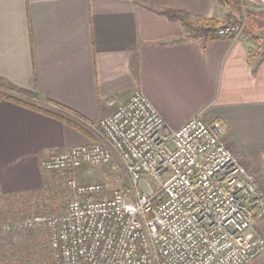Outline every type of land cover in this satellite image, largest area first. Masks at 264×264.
<instances>
[{"label": "crops", "instance_id": "obj_1", "mask_svg": "<svg viewBox=\"0 0 264 264\" xmlns=\"http://www.w3.org/2000/svg\"><path fill=\"white\" fill-rule=\"evenodd\" d=\"M167 10L212 17L217 7L213 0H0V76L62 116L0 100L3 195L41 190V160L89 143L93 125L114 109L109 101L136 91L171 129L199 114L221 121L228 147L262 172L264 190L261 51L241 34L206 44L188 38ZM257 229L264 236V213ZM249 264H264V253Z\"/></svg>", "mask_w": 264, "mask_h": 264}, {"label": "built area", "instance_id": "obj_2", "mask_svg": "<svg viewBox=\"0 0 264 264\" xmlns=\"http://www.w3.org/2000/svg\"><path fill=\"white\" fill-rule=\"evenodd\" d=\"M230 31L241 33H219ZM108 104L113 111L92 127L98 141L41 160L70 189L67 210L0 221V234L46 226L54 264H249L264 253V193L228 147L221 121L199 114L171 129L141 91ZM118 158L129 185L119 174L112 183L75 176L103 166L116 172Z\"/></svg>", "mask_w": 264, "mask_h": 264}, {"label": "rangeland", "instance_id": "obj_3", "mask_svg": "<svg viewBox=\"0 0 264 264\" xmlns=\"http://www.w3.org/2000/svg\"><path fill=\"white\" fill-rule=\"evenodd\" d=\"M215 18L221 22L228 21V14L243 17V24L248 26L259 37L258 43L255 41L260 51L264 52V5L250 0H242L241 12L239 13L233 6H220L216 3ZM242 30V26L239 25ZM95 138L90 142L100 139L97 130H93ZM119 165L115 172L108 166L95 167L75 174L82 183L103 182L109 180L112 183L114 174H119L125 184H130V179L125 171L124 163L118 158ZM255 176L259 188L263 191L260 181L261 171L253 166L247 167ZM45 182L41 190L33 191L21 195L22 199L11 202L0 200V221H11L22 219L35 213L57 214L67 210L72 193L70 189L60 181L61 177L45 173ZM110 194V193H109ZM49 231L46 226L20 232H10L0 234V249L6 264H54L53 252L49 245Z\"/></svg>", "mask_w": 264, "mask_h": 264}, {"label": "trees", "instance_id": "obj_4", "mask_svg": "<svg viewBox=\"0 0 264 264\" xmlns=\"http://www.w3.org/2000/svg\"><path fill=\"white\" fill-rule=\"evenodd\" d=\"M220 6H233L235 10L239 13L241 12L242 0H213ZM169 18L179 20L187 31V37L197 40H201L203 44H206L209 41H213L219 38H230L236 35L235 31H230L227 34H220L219 31L225 27H236L241 25V35L250 36L252 40L258 43L259 37L255 34H252V31L248 26L243 24V17L237 18L233 13L228 14V21L221 22L215 18L205 17V16H196L193 17L191 14L185 11L179 10H167L163 12ZM260 50V49H259ZM260 60L264 58V52L261 51L259 54ZM11 100L17 103H21L25 106H29L40 110L42 112L50 113L55 116H60L48 107L39 106L41 103L51 105L52 102L44 99L40 94L34 91H29L27 89L16 86L8 79L0 76V100ZM55 105V104H54ZM57 106V105H56ZM59 106V105H58ZM57 106V107H58ZM60 108H62L60 106ZM62 117V116H60ZM77 128H79L76 125ZM20 195H9L3 196L1 201L11 202L13 200L22 199Z\"/></svg>", "mask_w": 264, "mask_h": 264}]
</instances>
